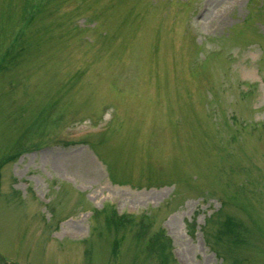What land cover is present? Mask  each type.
<instances>
[{"label":"rangeland","instance_id":"1","mask_svg":"<svg viewBox=\"0 0 264 264\" xmlns=\"http://www.w3.org/2000/svg\"><path fill=\"white\" fill-rule=\"evenodd\" d=\"M0 264H264V0H0Z\"/></svg>","mask_w":264,"mask_h":264},{"label":"trees","instance_id":"2","mask_svg":"<svg viewBox=\"0 0 264 264\" xmlns=\"http://www.w3.org/2000/svg\"><path fill=\"white\" fill-rule=\"evenodd\" d=\"M226 227H227L226 229L227 233L233 232L236 237L239 236L240 234V230L238 229L239 225L235 221L229 219L228 222L226 223Z\"/></svg>","mask_w":264,"mask_h":264}]
</instances>
